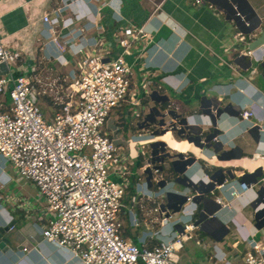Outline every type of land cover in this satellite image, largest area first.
<instances>
[{
    "label": "crops",
    "instance_id": "obj_1",
    "mask_svg": "<svg viewBox=\"0 0 264 264\" xmlns=\"http://www.w3.org/2000/svg\"><path fill=\"white\" fill-rule=\"evenodd\" d=\"M209 3L195 6L191 0H0V35L6 47L20 52L22 57L16 66L0 65V76L29 75L46 55L60 57L53 63L63 78H68L76 68L74 53L59 54L56 45L47 37V24L43 22L47 13H52L61 37L84 45H91L96 37H102L112 48V57L121 53L114 38L119 30L130 25L144 26L153 41L127 60L133 65L136 82L139 86L144 84L151 93L145 100L156 95L157 99L169 103L168 110L172 114L192 116L191 125L203 132L211 131L212 119L216 118L213 128L220 134L213 149L198 147L187 140H176L178 146L170 145L176 151H190L194 155L195 162L186 171L188 178L198 182L202 174L212 178L218 171L216 176L220 179H216L217 185L212 190L209 189L205 202H196L201 211L214 214L204 225L205 229L200 230L206 244L202 239L200 245L191 241L181 256L188 264H210L208 261L212 258L217 260L215 256H225L228 264H241L240 247L246 248L245 240L264 236V227H256L255 218L248 210L264 186V68L261 67L264 47L254 49L260 61L239 54L260 38L261 30H253L258 37L250 44L238 43L234 39L238 31L246 35L252 31L223 25L220 18H227L231 9L229 14H219ZM228 3L230 8V3L236 4L250 22H256L255 27L257 22L264 20L255 9V4L264 6V0H231ZM57 9H60L59 14H54ZM253 69H257L256 74L252 73ZM159 86L161 89L157 90ZM10 103L8 92L0 95V110ZM214 106L219 116L212 113ZM41 107L46 118L51 120L57 107L49 99L42 101ZM242 110H251L254 116L244 120L240 116ZM134 133L129 131L127 136L123 134L120 138L128 140ZM243 137L248 140L250 155L236 145ZM231 152L236 154L226 156ZM0 163H4L1 156ZM138 166L135 162L137 169H133L131 188L138 179ZM223 169L227 171L222 172ZM116 180L121 181L119 177ZM251 180H257V190L247 191L237 198L232 196V191L239 189L242 181ZM227 184L231 187H226ZM217 198L228 205L218 204ZM44 205L38 189L17 177L11 165L5 163L0 169V230L13 226L5 234L9 239L8 249L0 252V264H83L43 238L39 218ZM121 220L124 236L138 245L143 235H155L149 219L141 217L142 226H132L127 209L123 210ZM177 229L176 226L166 228L159 241L169 242L174 237L171 230Z\"/></svg>",
    "mask_w": 264,
    "mask_h": 264
},
{
    "label": "built area",
    "instance_id": "obj_2",
    "mask_svg": "<svg viewBox=\"0 0 264 264\" xmlns=\"http://www.w3.org/2000/svg\"><path fill=\"white\" fill-rule=\"evenodd\" d=\"M191 1L195 6L208 3L206 0ZM217 2L219 6L209 3V7L219 14H229L231 0ZM230 4V16L240 20L242 29L251 31L252 23L246 15L236 4ZM59 10L53 13L59 14ZM51 15L47 13L43 17L47 37L56 45L59 54L74 53L76 68L68 78H63L53 63L60 57L46 55L29 75L0 76V95L8 92L11 99L10 105L0 110V156L4 162L0 163V169L5 163L11 165L17 177L38 189L45 201L43 215L39 218L43 238L83 264H188L181 252L191 241L201 244L192 233L202 230V225L214 214L200 210L195 213L193 223L181 225L182 231L179 228L172 233L174 237L169 242L159 241L160 234L147 233L139 241L141 245L124 236L121 220L123 210L127 209L131 224L136 228L142 226L141 217L149 219L148 223L154 217L162 226L173 219L175 227L179 225L176 214L183 206L203 199L196 188L195 194L190 188L177 190L175 179L178 176L162 175V167H156L146 180L141 176L152 168L148 152L152 143L161 140L173 149L162 137L170 134V139L176 140L174 131L168 130L165 136L157 137L148 126L142 132L136 131L128 140L118 137L119 127L115 134L107 131L113 110L133 119L151 111L144 103L151 93L144 84L139 86L136 82L135 70L127 57L150 45L152 36L144 26L122 28L114 36L121 53L112 57V48L102 37H96L91 45L61 37ZM257 37L255 31L247 35L238 31L234 35V39L243 44H250ZM262 46L264 44L259 48ZM239 54L260 61L255 50L245 48ZM21 58L20 52L6 47L0 35V65L10 68ZM256 72L257 69H253L252 73ZM45 99L57 107L51 120L46 118L41 107ZM216 112L212 110L214 115ZM240 116L248 120L254 113L242 110ZM129 125H134V120ZM186 126L191 127V124L187 122ZM135 162L139 164V174H136L138 181L131 191ZM205 177L211 182L208 175ZM162 182H165L164 187H160ZM255 188L258 183L242 181L240 188L231 194L237 198ZM160 190L166 193L162 195ZM168 193L175 194L170 206L166 201ZM183 197L187 200L185 203ZM216 202L228 205L221 198ZM178 208L180 210L176 211ZM263 208L264 205L260 209ZM201 212L206 219L196 225ZM260 222L264 223V217H260ZM154 240L159 242L153 243ZM245 243L241 264H264V236L261 239L253 236ZM215 257L216 261L212 258L208 263L227 262L225 256Z\"/></svg>",
    "mask_w": 264,
    "mask_h": 264
},
{
    "label": "rangeland",
    "instance_id": "obj_3",
    "mask_svg": "<svg viewBox=\"0 0 264 264\" xmlns=\"http://www.w3.org/2000/svg\"><path fill=\"white\" fill-rule=\"evenodd\" d=\"M255 6H256L255 9L257 10L258 14L261 17H264V6L262 4H255ZM220 21L223 23V25L227 24V26H230V27L234 26V24L232 22H230L226 19V16H224V17L221 16ZM254 65H255V63H254ZM139 80H142V79H139ZM157 90H159V89H157ZM140 91H141L142 96H144L143 92H142L143 90H141V87H140ZM155 96H154V98L157 97V96L156 97ZM154 98L144 100V103L148 106V108L151 111H146L145 113H143V115L140 118L133 119L130 115H127V117H125L120 112L113 110L112 114H111V116L107 122V131L111 134H115L116 128L119 127L120 130L118 133V137L120 138L121 136H123V134L125 136H127L126 134L129 131H131V133L132 132L134 133L135 131H141L142 132V131H144L145 128H147L149 126V128L152 130L153 133L156 132L154 135H157V137L158 136H165L168 130L169 131L172 130V131H174L173 135H174L175 139L178 141H186V140L188 141V139L194 138V139H200V140H198V144H199V145L197 144L198 147H201V148H207L208 147V149H213L216 147L217 141H219V135L220 134H217V136L211 140H208V137H207L208 136L207 134L212 132L213 129L215 130V128H213V126H212L211 131H207V132H203V130L200 128L198 129L196 127H192L193 125H191V127L186 126L187 122H188V124H191L192 122H194L192 116L188 118L189 115H187L186 118H188V119H186L184 115H178V114L174 115V114H172V112H170V110H168L169 109V107H168L169 103L166 104L165 102H163L157 98H156L157 100H155ZM178 99H180V98H178ZM157 101L159 104H157ZM172 109L173 108L171 106V110ZM174 110H177V108H174ZM212 110L216 111L217 108H215V106L211 107V111ZM215 115H217V112ZM133 120H134V125L130 126L129 123L132 122ZM133 127H136V129ZM155 129H156V131H155ZM250 136H251V134H249L248 137L247 136L246 137L249 138ZM246 137L240 138L236 142V145L239 148H241L245 153L250 155L252 152H251L250 148H247V142L246 141H248V140ZM162 138H164L163 140L168 142V144L171 145L172 147L179 145V142H177L176 140L170 139V135H167L166 137H162ZM119 143H121V142H119ZM194 145H196V144H194ZM167 146L168 145L161 140L152 143V145L148 149L149 155L152 157V160H151L152 161V163H151L152 168L147 169L146 173L144 175H141V176H143L142 177L143 180L145 179V177L151 175V172H153L156 167H163L164 170L161 171L162 175H164V176L167 175L170 178L172 176L174 177L175 175L172 171V166H170V163L172 162L171 160H177L179 162L183 161L182 163H184L186 161L194 159V157H193L194 155L190 151H187L183 157H180V156H177V153H178L177 151H175V150L171 149L169 146L168 147ZM184 150L186 151L187 148H185ZM216 154L225 155V153H223V152L222 153L216 152ZM235 154H236V152H231L229 155H226V156L229 157V156L235 155ZM181 158H184L186 160L181 159ZM145 164H146V162L144 160L143 166ZM223 164L224 163H222V165ZM176 167H177V169H180L178 167V164ZM188 167H189V165H188ZM132 168L135 170L137 169V168H134V166ZM225 171H227V170H225V169L222 170V172H225ZM217 174H218V171H216L214 174H212L213 176H215L214 177L215 182H217L216 179H219L217 177L218 176ZM200 179L201 180L199 181L198 185L193 186L194 188L196 187V190L201 192L203 195V199L201 201H197L198 204H199V202L200 203L205 202V200L207 198L206 196H208L207 193L210 192L208 186L205 184L203 185V183H201V181L206 180L204 174H202L200 176ZM137 181H138L137 179L134 180V182H135L134 184H136ZM204 182H207V181H204ZM238 182H239V180H238ZM251 182H253V181L251 180ZM238 184L239 183H237V185ZM226 187L230 188L231 185L227 184ZM175 188L177 190H180V191H184L186 189V187L184 185L178 184L176 182H175ZM194 188H191L193 194H195ZM207 188H208V190H207ZM202 189H203V191H202ZM255 189L257 190V188H255ZM156 191H159V189H156ZM160 193L163 195L166 192H165V190H160ZM198 204H196L195 202H193L192 204L191 203L185 204L183 206L182 210L178 214H176L177 215L176 216L177 222L180 225H184L186 223H193L194 218H195V213L200 212ZM248 210L251 212L252 216L255 218L256 212L254 211V208H252L250 206ZM262 217H264V213L261 215V218ZM150 219L152 220V222H150L149 225H150V227L153 228V231L155 232L154 234H162L163 230H165L166 228H168L170 226H173V224H174L173 219L170 220L168 223H166L165 226H162L160 223L161 221L156 220L154 217H152ZM171 231L174 232L175 230H171ZM166 233H167V231H166ZM192 236L194 237L195 240L202 239L203 243L206 244V238L204 237V235L201 231L200 232H198V231L193 232ZM200 243L202 244L201 241H200ZM240 248L242 250V253H244L246 248H244L242 246Z\"/></svg>",
    "mask_w": 264,
    "mask_h": 264
},
{
    "label": "water",
    "instance_id": "obj_4",
    "mask_svg": "<svg viewBox=\"0 0 264 264\" xmlns=\"http://www.w3.org/2000/svg\"><path fill=\"white\" fill-rule=\"evenodd\" d=\"M206 1L207 2H210L211 4H214L216 6H219V3L217 2V0H206ZM231 8H232V6H231ZM231 8L228 7V10H230ZM226 19L234 24V26H232L233 29L234 28H237L238 30H243L242 27H241V22H240V20L238 18L236 19V18L228 15V17ZM253 30H261V36L253 44H251L249 46V49H251V50H254V49H256V48H258V47H260L261 45L264 44V20H260L258 22V25L256 27L252 28L251 31H253ZM261 67L264 68V63H262ZM217 113H218V111H217ZM219 115L217 114V116H219ZM212 123H213V126L215 127L216 126V118H213L212 119ZM217 134H218L217 130L216 129L215 130L213 129L212 132H210L209 134H207L208 135L207 136L208 137V140L213 139L214 137L217 136ZM198 140H200V139H194V138L193 139H188V141L190 143H193V144H196V145L198 144ZM171 161L172 162L170 163V166H172V171H173V173H174L175 176L176 175L178 176L175 179V182L176 183L181 184V185H184L186 188H190V189L191 188H194L193 186L198 185L199 182L198 183H195L191 178H188L186 176V171L188 169V165L190 166L191 164H193L195 162L194 159L189 160V161H186L185 162V164H186L185 167L182 168L181 170L180 169H177V167H176L177 164L180 163L179 161H177V160H171ZM162 169H163V167H162ZM210 180H211V182L201 181V183H203V185L204 184L207 185L208 188L212 190V188L215 186V184H214V177L210 178ZM253 183H257V180L253 181ZM164 186H165V182H162L160 184V187H164ZM174 195L175 194H173V193H168L167 194V197H166V201L168 202L167 206H170V200H171V198ZM263 196H264V186L261 187V189L258 191V198L252 204V207L255 209V212H256L255 213L256 227L259 228V229H261V228L264 227V223L263 222H260V217L264 213V208L263 209H260L262 207V205H264V198H263ZM186 201H187L186 198L183 197V203H185ZM195 201H196V199H195ZM163 207H165V204L163 205ZM179 210L180 209L178 208L176 211H179ZM205 219H206L205 213L204 212H201L200 215H199V220L196 222V225L202 224ZM204 225L205 224L202 225L203 226L202 230L205 229L204 228ZM12 226H9L8 228H6L5 231L4 230H0V252H5L8 249L9 239H7L5 237V234H6V232L9 231V229ZM176 227L177 228H180V231H182V227H181L180 224L177 225Z\"/></svg>",
    "mask_w": 264,
    "mask_h": 264
},
{
    "label": "flooded vegetation",
    "instance_id": "obj_5",
    "mask_svg": "<svg viewBox=\"0 0 264 264\" xmlns=\"http://www.w3.org/2000/svg\"><path fill=\"white\" fill-rule=\"evenodd\" d=\"M251 23H252V22H251ZM257 23H258V22H257ZM255 24H256V22L252 23V28L255 27ZM177 156L183 157V156H184V153L179 152V153H177ZM181 159H184V158H181ZM184 160H186V159H184ZM182 162H183V161H182ZM182 162L178 163V167H179L180 169L184 168L185 165H186L185 162H184V163H182Z\"/></svg>",
    "mask_w": 264,
    "mask_h": 264
},
{
    "label": "trees",
    "instance_id": "obj_6",
    "mask_svg": "<svg viewBox=\"0 0 264 264\" xmlns=\"http://www.w3.org/2000/svg\"><path fill=\"white\" fill-rule=\"evenodd\" d=\"M133 128H135V129H136V127H133ZM133 189H134L133 187H132V188H130V190H131V191H133ZM122 215H123V214H122Z\"/></svg>",
    "mask_w": 264,
    "mask_h": 264
}]
</instances>
